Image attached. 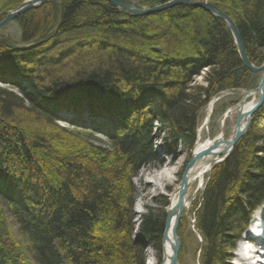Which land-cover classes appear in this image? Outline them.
<instances>
[{"label": "trees", "instance_id": "16d2710c", "mask_svg": "<svg viewBox=\"0 0 264 264\" xmlns=\"http://www.w3.org/2000/svg\"><path fill=\"white\" fill-rule=\"evenodd\" d=\"M235 1L233 16L213 4L235 23L258 66L264 0ZM18 18L20 41L0 39V83L8 85L0 86V206L23 237L15 240L0 209V264H145L146 246L159 251L164 221L147 208L134 234L132 179L161 163L153 141L163 140L160 151L172 161L178 149L190 153L209 100L252 88L255 75L243 67L226 25L200 8L134 16L104 0H60ZM54 19L59 25L50 30ZM66 64L77 71L60 76ZM204 69L205 85H191ZM258 120L264 103L203 189L196 214L202 264H230L264 202ZM61 121L99 133L106 146Z\"/></svg>", "mask_w": 264, "mask_h": 264}, {"label": "rangeland", "instance_id": "374dc122", "mask_svg": "<svg viewBox=\"0 0 264 264\" xmlns=\"http://www.w3.org/2000/svg\"><path fill=\"white\" fill-rule=\"evenodd\" d=\"M26 1L28 0H0V18L3 19L9 12L16 10L19 6H21ZM49 1L50 2L54 1L55 6L57 7L60 0H49ZM190 1L191 2L203 1L209 4H212L213 6H215L213 4V1H215L214 3H217L219 7L227 10L232 16L235 13H237V4L235 0H212V2L211 0H190ZM47 2H45L44 4H46ZM129 3H131L136 9H139V10L154 8L156 6L161 5V4H155L152 6H146L143 4H139L137 0H134ZM124 13H127V12H124ZM153 14H156V13H153ZM153 14L144 15V16H150ZM22 23H24L23 18L16 17L12 22L7 24L0 31V36H1L0 39H4L6 42L13 41L14 43H18L21 39V24ZM58 25H59L58 20L56 21V19H54L50 30L57 28ZM10 43L13 45L12 42ZM259 54L262 56V63H263L264 62V50H261ZM91 63H92L91 65H97L98 61L96 58H92ZM65 66L66 67H63L64 69L63 68L59 69L61 70V71H58L59 74L61 73L60 76L62 75L71 76L75 73V71H77V69H73L74 66H69V64H66ZM94 68L96 67L94 66ZM205 73H207L206 69L203 70L200 76L194 78L193 83L191 85L199 84V85L204 86L205 85V81H204ZM2 79L4 80V82L9 83L12 79V76L7 75V76H4ZM260 79H261V75L255 74L254 86L252 88L250 89H230V90H226L222 92L221 95H219L218 97H216V99H214L211 109L209 108V104L212 98L209 100V102L205 105V107L202 110V113H201L202 115L198 123L197 132H196V140H195L194 146L192 150L190 151V153H186L182 151L181 149H178L176 159L172 161L170 157L163 155L162 152L160 151V146L161 144H163V140L162 139L160 140L159 136L155 138V140L153 141L154 142L153 144H154L155 151L158 153L161 159V163L155 167L151 166L148 168L141 169L137 173V175L132 179V186H133V192H134L133 194L134 195L133 196L134 214H135V218L133 220V224L135 226L134 234L137 233L136 225L139 223V215L146 213L147 208L151 209L154 215L161 216V218H163V221H165V214L167 211V205L169 203V198L161 190L156 188L153 183L150 182V180H152L151 178L152 175L155 172H158L165 167L166 168H172V167L177 168V172L175 174V181L173 182L172 185L169 184L165 187V190L167 192L173 191L177 187L178 183L180 182L182 171L192 151H194L197 143L210 142L211 144L216 139L221 138L222 140H227L231 136L232 130L235 126V121H236V113L234 110L235 107L244 98V92L253 91L258 87ZM0 86L7 87L8 85L6 83H0ZM257 99H258V95L254 93L246 97L245 102L255 103ZM63 110L60 109L59 111L60 116H62L63 120L69 121L67 119L71 118V116L68 113H66V111H63ZM229 111L231 112L228 113ZM253 116L251 118L250 124L252 122ZM256 123H258L262 128H264V120H258ZM250 124H249V127H250ZM76 125L79 126L78 124ZM58 126L63 128L64 127L63 121L59 122ZM64 128H68V127H64ZM81 128L73 129L72 127H69L67 130L70 132L71 131L76 132V133L79 132L82 136L84 135L83 137H86L85 138L86 141H89L94 146L95 145L98 146L101 144L106 146L107 142L99 133L92 135L89 132L81 131L80 130ZM88 136H90L92 139H90ZM40 155L43 156L42 154ZM216 158L217 157L201 158L197 162V165H196L198 166V168L194 170L191 174V176L194 177L197 171L200 170L201 166L204 164L205 165L208 164L210 166L209 169L203 174L200 180L198 179L191 180L188 186V197H187L188 206L183 209L179 223H178V228H177V235L180 240V249L178 253L179 264H202L201 255H202V250H203L202 248H203L204 242L196 227L197 226L196 214H197V210L199 209L201 205L202 192H203L205 185L207 184L209 180V176L211 175L212 168L215 165L220 164L226 159L225 158L224 160H222L220 157H218L217 162L214 165H211V161H213V159H216ZM0 209H1V212H3V215L5 216L7 226L10 232L12 233L13 237L15 238V240L21 241L23 236L19 232L17 220L13 218V216L4 207L0 206ZM263 209H264V202L254 210V212L252 213V217L253 215H255L254 213H256V211L258 212L260 211L259 215L262 216V213H264ZM250 222H249V225H250ZM249 225L246 228L245 232L241 235V238L237 242L235 249L232 251L233 257L230 261V264H248V262H250L248 261L247 256L240 254L242 250L243 252L245 250H247V252L249 251L255 252L256 257L253 258V261H251V263L261 264L260 262L255 263V261L259 259L260 257H261L260 260L264 261V246L260 244V247H259L258 240H253L250 242L242 240V238L245 236V233H248L251 229L249 228ZM163 230H164V224H163ZM149 253L153 255L152 258L150 259L148 257ZM162 257L163 255L161 251H158L157 249L151 246L145 247V264H158V263L161 264Z\"/></svg>", "mask_w": 264, "mask_h": 264}, {"label": "water", "instance_id": "95a60500", "mask_svg": "<svg viewBox=\"0 0 264 264\" xmlns=\"http://www.w3.org/2000/svg\"><path fill=\"white\" fill-rule=\"evenodd\" d=\"M47 1L49 0H28L24 2L16 10L9 12L0 21V31L19 15L29 10L41 7ZM104 1L110 3L116 9L127 12L134 16H144L153 13H158L181 5L187 7H193V8H200L206 11L207 13H209L210 15L218 18L226 25V27L231 33L233 42L237 48V53L243 67L253 75L255 74L261 75V79L258 84V87L253 91L244 92V98L237 104V106L234 109L236 113V121H235L233 136L231 138H228L227 140L216 139L213 143L209 144L207 147L201 150H198L197 152L194 149L182 171L179 182L180 190H181L180 196L175 206H173L171 209H168L166 211L164 230L161 237V243H164L165 241L169 242L170 254L168 256V264H179L178 253L180 249V240L177 235V228L181 217V213L185 206V201L188 197L189 171L199 159L204 157H217V158L220 157L222 160H224L231 154L234 146L245 135L249 127L252 116L261 108V106L264 103V62L259 66H255L254 64H252V62L245 54L243 42L235 23L224 12H222L217 7L207 2H203V1L191 2L190 0H171L154 8L139 10L136 9L131 3L127 1H122V0H104ZM60 10L62 15V7L60 8ZM254 93L258 95L257 101L248 111L243 112L242 107L245 98ZM214 99H216V97L212 98L211 102H214ZM230 112L231 111H229L228 113ZM217 158L211 162V165H214L217 162ZM167 230L168 231L170 230V237L167 236Z\"/></svg>", "mask_w": 264, "mask_h": 264}, {"label": "bare ground", "instance_id": "6f19581e", "mask_svg": "<svg viewBox=\"0 0 264 264\" xmlns=\"http://www.w3.org/2000/svg\"><path fill=\"white\" fill-rule=\"evenodd\" d=\"M212 104H213V102H210V104H209V108L210 109L212 107ZM253 104H254V102L246 103L244 101V104H243V107H242V111L243 112L248 111L253 106ZM242 123H243V121H242ZM233 134H234V128H233L232 134H231V136L229 138H231L233 136ZM219 139H221V138H219ZM209 144H210V142L197 143V145L195 146V151L197 152L198 150H201V149L207 147ZM208 158H211V157H208ZM213 161H214V159H213ZM197 162L194 164V166L189 171L188 186H189L191 180H194V179L200 180L202 178L203 174L210 167L208 164L207 165H205V164L202 165L201 169L197 171V173H196V175L194 177H192L191 176L192 172L198 168V166H196ZM176 172H177V168H175V167H172V168H166L165 167V168L161 169L160 171L155 172L152 175V177H151L152 180H150V182L153 183L156 188H158L159 190H161L164 194H166L168 196L169 203L167 205V210L171 209L173 206H175V204L177 203L178 198L180 196V192H181L179 183H178L177 187L173 191L167 192L165 190V187L167 185H169V184L172 185L173 182L175 181ZM187 206H188V198L185 201L184 208H186ZM263 211H264V209H263ZM259 213H260V211L259 212L256 211V213H254L255 215H253V218H252L251 223L249 225V228H251V229H250L249 232L247 231L248 233H245V236L242 238V240L249 241V242L253 241V240H258L259 247H260V244L262 246H264V217H263L264 213H262V216H260ZM167 236L170 237V230L169 231L167 230ZM159 251H161L162 254H163V259L161 261V264H168V256L170 254L169 242L165 241L164 243H160ZM246 252H247V250H245L244 252L242 250V252L240 254L248 257V261H250V262H248V264H253V263H251V261H253V258L256 257L255 256V252H251V251H249L247 253ZM152 256L153 255L151 253L148 254L149 259L152 258ZM260 259H261V257L259 259H257L255 261V263H259V262L263 263L264 262L263 260H260Z\"/></svg>", "mask_w": 264, "mask_h": 264}]
</instances>
